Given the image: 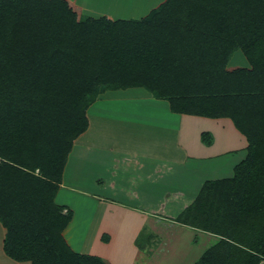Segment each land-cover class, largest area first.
I'll return each instance as SVG.
<instances>
[{
  "label": "trees",
  "instance_id": "obj_1",
  "mask_svg": "<svg viewBox=\"0 0 264 264\" xmlns=\"http://www.w3.org/2000/svg\"><path fill=\"white\" fill-rule=\"evenodd\" d=\"M236 50L248 66H229ZM128 87L172 112L229 118L244 136L232 174L204 180L171 218L213 238L190 264H264V0H162L140 18L116 19L83 14L72 0H0L5 254L107 264L68 245L72 210L54 197L90 105Z\"/></svg>",
  "mask_w": 264,
  "mask_h": 264
},
{
  "label": "rangeland",
  "instance_id": "obj_2",
  "mask_svg": "<svg viewBox=\"0 0 264 264\" xmlns=\"http://www.w3.org/2000/svg\"><path fill=\"white\" fill-rule=\"evenodd\" d=\"M161 1L162 0H88L86 2L94 8L93 10L89 9L82 13L86 15L89 13L95 16L96 12H101L112 19L140 18ZM99 2L103 4L100 8L97 7L96 4ZM228 64L229 66L249 65L246 57L240 50H236L232 54ZM126 90H132V92H135L133 95L141 94V96L128 98L126 97L128 95ZM126 90L118 89L107 92L103 96H101L103 93L98 95L97 98L101 97L100 100L96 98L94 104L92 103L94 105L93 108L91 110L88 109L89 111L87 112L91 126L87 133L75 141L74 148L70 155L71 164L73 163V166H77L78 175L80 179L83 180L80 181V179H76V181L68 176L67 179L63 180L62 184L63 189L61 191L63 194H65L67 190L70 191L72 189V191L66 193V196H68V193H71L70 197L77 210V216L74 220L76 231L72 230L71 232V234H73V240L76 241L77 239L79 246L83 238H85V231L90 230L91 236L87 234L89 235V242L86 243L85 247H82V250L93 253L105 252L107 247H99L95 242L96 236L93 231L97 230V225L99 228L98 230L110 231L114 238H116L114 243L115 249L116 247L121 248V246H126L127 250H132L133 245L136 247V249L133 248V250H137L138 252H136V254L133 252L135 255L133 264H190L197 259L201 252L212 241L213 238H211V236L208 234L204 236L197 230L194 234H192L191 230H183L180 232H175L176 229L164 230V226L156 228V224L152 225L155 227L154 230L157 231L154 232V230L152 231L150 229L151 220H149L150 222L148 221L149 213L146 214L147 219L143 220L142 224L137 228L135 224H140L135 222L137 216L132 217L130 214L127 220H124L122 217L121 220V218H116L110 212L109 208H111V206L112 208L117 207L119 204L118 202H121L129 205L131 209L136 206L138 209L141 208L147 212L148 210L149 212H154L158 217L164 216L163 218H167L165 220L168 223H171V221L174 222V220L169 217V212H171L169 209L176 206L177 201L173 200L171 204L167 205L163 202L162 205L164 207H162L156 199L161 200L162 197L164 199L169 194L177 193V191L180 190L184 192L186 195L184 198H186L192 194L193 189L197 190L199 188L202 181L210 178L230 176L234 164L240 160V154H236L237 152H231L230 150H237L235 144L239 142L241 133L234 128L229 118L220 117L216 119L184 114L186 117H194V125L187 124V121H183L182 125L185 131L182 135V141H186L191 148H193L192 145H195L196 141H198V143L204 145L203 148L206 150L204 154L206 155L210 152L206 146L210 145L212 149H215L216 158L213 156L210 157L209 160L205 158H202V160L197 159L200 161L199 166L197 165L198 170L200 168L197 177L192 178L189 175L180 178L179 174L172 176V173L165 172L163 168L159 173V175H161L160 178L159 176H155L151 179L152 182H157V180H159L158 184H150L148 189H143L136 185L134 186L132 183H137L139 180L129 177L130 172H119L114 166L115 164L121 165V162L118 161L121 156L127 157L131 153V150L134 149L133 147L129 150L131 147L126 141L130 135L128 127V125L132 124L130 121L138 117L148 116V136L145 137L157 138V140H159L161 137H167V134H165L166 131L170 132V134L172 133L171 129H166V127L164 128L162 125L168 124V126L171 125L174 127L178 124L179 126L178 120L182 118L183 114L171 112L165 99L153 97L142 87H134ZM142 94H145V96ZM145 108H148L147 116L140 113V110ZM216 121H219V124H217L218 122ZM221 123H224L223 126H221ZM215 124L218 127L215 129L216 131H214L216 133H213L212 129ZM200 129L203 130L198 133ZM205 130L210 133L212 139L211 144L207 143L209 138L202 134ZM147 132L145 135H147ZM90 135L91 137H88ZM98 135L103 139L105 138L104 140L107 141V146H104L107 152H105L104 149L100 150L98 146H90L87 148V146H84L86 144H81V140L84 138H86L87 141L95 142ZM225 141L229 143H227V146L225 145ZM126 144H128V146ZM104 156H106L107 159L111 158V166L107 161H103ZM100 159L103 161L102 167L95 164V161ZM162 161L163 160L159 159L158 162L162 163ZM190 162L191 161L187 160L185 164H190ZM208 168H214V170L207 172L209 171ZM114 172H116L115 174L118 177L113 176ZM165 174H168V176L166 175L165 177ZM164 187L166 191H164L163 194L161 192H163L162 188ZM173 189L177 191L173 192ZM183 200L184 199L178 200V202ZM121 203L119 204L120 206ZM168 203H170V201ZM137 221L141 222L140 220ZM92 223L94 225H92ZM81 229L82 233L80 234L79 231H81ZM3 234L4 228L0 222V264H30L29 261H17L5 254L2 249ZM196 234L197 236L195 238ZM120 236L125 240L122 243L121 241L119 242ZM107 239L108 236L105 234L101 237V242H106ZM79 240L81 241L79 242ZM156 243L158 246L161 244L162 247L157 251H155L154 248ZM115 249H113L114 252Z\"/></svg>",
  "mask_w": 264,
  "mask_h": 264
},
{
  "label": "crops",
  "instance_id": "obj_3",
  "mask_svg": "<svg viewBox=\"0 0 264 264\" xmlns=\"http://www.w3.org/2000/svg\"><path fill=\"white\" fill-rule=\"evenodd\" d=\"M72 1H74L76 4H78L80 6L82 12H86L89 9L93 10V8H94L91 5H89L88 2H86L88 0H72ZM96 4H97V7H99V8L103 5L100 2L96 3ZM88 15L93 16V17H98V16H102L104 14H102L101 12L100 13L96 12L95 16L93 14H89V13H88ZM114 19H116V18H114ZM129 88H134V87H128V88H125V90L129 89ZM114 90H118V89H109V90L104 91L103 94L101 93L102 95L101 94L100 95L103 96L105 93L110 92V91H114ZM126 91L128 93V95L126 97H128V98L141 96V94L140 95H133V94H135V92H132V90H126ZM117 94L121 95L120 93H117ZM142 95L145 96V94H142ZM100 98L101 97L97 98V100H100ZM94 102H93V104H94ZM93 104L90 105V107L88 108L89 110H91L93 108V106H94ZM167 104H168V102H167ZM168 108H169V106H168ZM89 110H87V112ZM95 112H96V110H95ZM140 113L145 114L147 116L148 108L140 110ZM174 113H176V112H174ZM185 115L183 114L182 118L178 120L179 126H178V124H177V126L175 125L174 127L171 125L168 126V124H163L162 126H164V128L166 127V129H171L172 133L170 134V132L166 131L165 134H167V137H165V136L161 137V139H159V140H157V138L145 137V136H148V132H147L148 127H149V125H148L149 117L148 116L147 117H138V118L130 121L132 123L131 125H128L129 130H130V135L126 141L128 142V144L131 147L129 150H131L133 147H134V149L131 150V153L128 155L129 157L128 156L127 157L121 156V158L119 160L117 159L118 161L121 162V165L115 164L114 165L115 168L117 170H119V172H124V171L130 172L129 177H133L136 180H139V181H137V183L133 182L132 184L134 186L136 185L137 187L139 186L140 188H143V189H148V186L150 184L155 185V184L159 183V180H157V182H152L151 179H153L155 176H159V178H160L161 175H159V173L162 171L163 168L165 169V172L172 173V176H176L177 174H179L180 178L181 177L183 178V176H189V175L192 178L197 177V175L200 172V168H199V170L197 168L199 166L200 161L197 159L202 160V158H205V159L209 160V158L213 157V156H214V158H216L215 157L216 154H215V149L214 148L212 149L210 145L206 146V148L210 151L206 155V154H204V152L206 151L203 148L204 145H201L200 143H198V141H196L195 145H192L193 148H191V146H188L186 141H184V140L182 141V135L184 134V131H185V129L183 128V125H182L183 121L184 122L187 121L186 122L187 124L194 125V117L193 116H197V115H193L192 117H186ZM87 117H88V115H87ZM197 117H200V116H197ZM216 119H219V118H216ZM88 121H89V124H88L87 129L84 132H82L73 142L72 149L68 154V157H67V160H66V163L64 166V170H63V174H62V181H61L59 188L56 192V195L54 197L56 203L65 205L69 209L72 210V218L69 221V223L67 224V226L64 228L62 233H63V236H64L66 242L74 251L98 255L101 258H103L104 261L108 264H133L134 256H135L133 252H135V254H136V252H138L137 250H135V251L133 250V248L136 249V247L133 245L132 250H127L126 246L125 247L121 246V248L116 247V249H115L114 243L116 241V238H114V236L112 235V233L110 231L98 230L99 228L96 225L97 230L93 231V233L96 236L95 242L97 243V245L99 247H103V246L107 247V250L105 252H99V253L87 252V251L82 250V247H85L86 243L89 242L88 236L89 235L91 236L90 230L85 231V235H84L85 238H83L82 241L79 240V242L80 241L82 242L81 244H79V246L77 243L78 242L77 239H76V241L73 240V234H71L72 230L76 231V228L74 227V220L77 216V210H76V208L72 202V198L70 197L71 193H68V196H66V193L72 191V189L70 191L67 190V192L65 194H63L61 190L63 189V187H62L63 180L67 179L68 176L71 177L73 180L74 179L75 180L80 179V177L78 175L77 166L76 165L73 166V163L71 164L72 161L70 159L71 158L70 155H71L72 150L74 148L75 141L78 138H80L81 136H83L85 133H87V131L89 130V128L91 126L89 117H88ZM216 122H218L217 124H219V121H216ZM223 124L224 123H221V126H223ZM217 127L218 126L215 124L214 128L213 129L211 128L213 133H216L214 131H216L215 129ZM202 130L201 129L198 130V133H200ZM146 132H147V135H145ZM88 137H91V135ZM104 139L99 135L95 139V142L87 141V139L84 138L81 140L82 141L81 144H86L84 146H87V148L90 146L91 147L92 146H94V147L98 146L100 148V150L104 149L105 152H107V149L104 148V146H107L106 145L107 141ZM211 141H212V139H211ZM187 142H189V141H187ZM214 142H215V139H214ZM227 143L228 142L225 141L226 146H227ZM128 144H126V145L128 146ZM209 144H211V143H209ZM235 146H236L237 150H230V151L231 152H237L236 154H240L239 159L241 160L245 156V153H246V140L242 134H240L239 142H237V144H235ZM220 147H222V146H220ZM222 150H224V149H222ZM190 158H192V159H190ZM159 159L163 160L162 163L158 162ZM101 160L102 159L95 161V164L99 167L103 166L102 165L103 161H107V163L109 165L111 163V158L107 159L106 156H104L103 161H101ZM187 160L191 161L190 164H185V161H187ZM208 160H203V161H208ZM158 163H160V164H158ZM74 167H75V169H74ZM211 169H209V171H207V172L214 170V168H211ZM115 173L116 172H114L113 176L118 177ZM166 175L168 176V174H165V177H166ZM80 176H81V170H80ZM82 177H83V175H82ZM210 179H213V178H210ZM80 181H83V180L80 179ZM202 182H201V184H202ZM201 184H200V186H201ZM142 186H144V187H142ZM200 186H199V188H200ZM199 188L197 190L193 189L192 194L186 198H184L186 195L184 194L183 191H181V190L177 191V190L173 189V192L177 191V193L175 192L173 194H169L164 199L162 197L161 200L156 199V201H158L160 203V205H162L163 202H165V205H167V204H171L173 202V200H176L177 205L173 206V207H171V209H169L171 211V212H169V215H170L169 217H174L195 196V194L197 193ZM73 190H76V189H73ZM162 190H163V192H161V193L164 194V191H166V188L164 187V188H162ZM76 191H78V190H76ZM182 199H184V200L181 202H178V200H182ZM169 201H170V203H168ZM118 203L120 204L121 202H118ZM119 204L117 207L112 208V206H111V208H109L110 212L116 218L122 217L124 220H127L128 216H130V214L132 217L137 216V219L135 222L140 223V224L134 223L137 226V228L142 224L143 220L147 219L146 214L149 213L148 214V221L151 220V222L150 221L149 222L151 224L150 229L152 231L155 229V227L157 228V227L164 226V230L176 229L175 232H180L183 230H185V231L191 230L192 234L197 232L194 228L180 224L176 221H174V222L171 221V223H168L165 220L167 218L164 219L163 218L164 216L158 217L155 215L154 212H149V210H148V212L144 209H141V208H139L140 209L139 210L138 207L136 208V206H134V208L131 209L129 207V205H126L125 203H121V206ZM162 207H164V206L162 205ZM122 218H121V220H122ZM137 220H140L141 222H138ZM154 224H156L155 227L152 226ZM92 225H94V224L92 223ZM79 232L81 234L82 229ZM154 232H157V231L154 230ZM4 233H5V228H4ZM87 234H89V235H87ZM105 234L108 236V239L106 240V242H101V237L104 236ZM3 237H4V234H3ZM2 240H3V238H2ZM120 241L122 243L125 240L120 236L119 242ZM78 247H80V248H78ZM130 247H132V246H130ZM154 248H155V251H157V250L161 249L162 247H161V244L158 246L156 243L154 245ZM113 249H115V252L113 251ZM139 253H140V251H139ZM148 258H149V256H148Z\"/></svg>",
  "mask_w": 264,
  "mask_h": 264
}]
</instances>
